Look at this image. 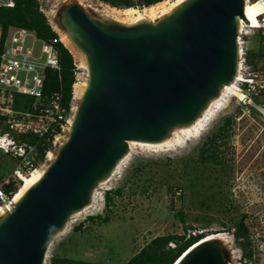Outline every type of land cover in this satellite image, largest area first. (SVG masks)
I'll use <instances>...</instances> for the list:
<instances>
[{
  "label": "water",
  "instance_id": "1",
  "mask_svg": "<svg viewBox=\"0 0 264 264\" xmlns=\"http://www.w3.org/2000/svg\"><path fill=\"white\" fill-rule=\"evenodd\" d=\"M246 0H185L156 21L102 19L78 0L60 24L83 52L88 85L69 136L42 177L0 217V264H43L75 213L129 153L195 122L240 64ZM230 250L200 238L174 264H228Z\"/></svg>",
  "mask_w": 264,
  "mask_h": 264
},
{
  "label": "rangeland",
  "instance_id": "2",
  "mask_svg": "<svg viewBox=\"0 0 264 264\" xmlns=\"http://www.w3.org/2000/svg\"><path fill=\"white\" fill-rule=\"evenodd\" d=\"M5 1L0 0V4ZM38 1L53 28L64 30L59 20L60 10L70 0ZM81 1L95 16L110 19L103 17L105 5L110 4L100 0ZM134 1L137 7L145 6L139 0ZM125 7L121 4L120 8ZM261 22L264 24L263 16ZM251 23L239 34L245 58L241 73L258 84L261 91L254 95V103L264 108V27L252 28ZM40 49L41 43L37 42L35 53L39 54ZM75 55L74 62L80 67L77 80L88 77V71L80 65L83 56ZM240 97L242 92L231 99L200 137L182 148L161 151L135 145L120 171L96 188L94 206L72 217L70 227L67 225L56 236L48 249L47 262H52L53 257H62L98 264H125L158 235L204 231L206 235L219 232L228 235L232 241L229 264H264V115L253 105L239 101ZM75 102L73 98L67 122L38 167L48 166L51 153L56 154L67 140ZM227 119H230L229 129L214 145L218 160H202L203 148L210 146L209 139ZM18 161L0 151V177L12 172ZM117 189L121 193H112L114 203L106 208V192ZM104 217L109 221L105 222ZM240 221H244L248 233L238 240ZM80 223L82 228L75 230ZM169 245L175 246V243ZM250 250L251 257L247 255Z\"/></svg>",
  "mask_w": 264,
  "mask_h": 264
},
{
  "label": "built area",
  "instance_id": "3",
  "mask_svg": "<svg viewBox=\"0 0 264 264\" xmlns=\"http://www.w3.org/2000/svg\"><path fill=\"white\" fill-rule=\"evenodd\" d=\"M0 5L13 7L15 0H6ZM29 38L32 39L31 44ZM238 40L241 41L240 35ZM37 42L41 43L39 54L35 53ZM239 45L240 56H243L242 43ZM47 68L62 69L55 41L43 39L27 27L11 25L5 31L0 22V151L19 160L12 172L0 177V209L12 204L14 194L8 191V187L12 183L18 185L36 169L37 147L19 142L18 137L35 134L48 140L50 135L56 138L69 118L62 105V89L50 95L44 93ZM79 71L80 67L75 63L76 81ZM260 91L258 86L251 85L246 89V95H258ZM17 92L35 98L29 109L17 110L14 107ZM259 110L264 115V108ZM57 125H60V131ZM43 264H52L47 262V254Z\"/></svg>",
  "mask_w": 264,
  "mask_h": 264
},
{
  "label": "trees",
  "instance_id": "4",
  "mask_svg": "<svg viewBox=\"0 0 264 264\" xmlns=\"http://www.w3.org/2000/svg\"><path fill=\"white\" fill-rule=\"evenodd\" d=\"M106 4H110L114 7H121L125 5L126 7L137 6L134 0H100ZM140 4L149 6L158 3L163 0H139ZM0 22L4 26L6 31L11 25L19 27H27L31 30L36 31L38 36L43 39L55 41V45L59 51L61 71H57L53 68H47L45 77L44 93L50 95L54 91L62 89V105L66 109V115L70 114L72 108L73 100V85L75 83V62L74 57L70 49L60 40L58 32L53 28L49 22L46 14L41 10L40 3L38 0H15V5L13 7H8L5 5H0ZM35 98L33 96L19 93L15 94V105L17 110L29 109ZM230 119L225 121V124L219 129L216 134L209 139L210 146L203 148L202 150V160L212 159L218 160L217 151L214 148L215 143L218 141L219 136L229 129ZM58 131L61 130L60 125L56 126ZM54 136L50 135L49 140L47 137L41 138L35 134H21L18 137L19 142H26L31 145H35L38 149V154L36 155L35 167L39 165V162L43 161L45 155L51 150L53 146ZM9 174V173H8ZM7 174V175H8ZM3 176V175H1ZM18 190V185L12 183L8 187V191L13 193ZM120 194L121 189L109 190L105 194V204L106 208H111L114 203L113 194ZM181 220L185 221L184 213L181 212ZM94 217V216H91ZM104 221L107 222L109 219L104 217ZM82 228V223L74 227L75 230H80ZM188 230V227H186ZM236 238L241 239L243 234L248 233V228L244 221H240L237 227ZM206 233L204 231L187 235L168 233L166 235H158L153 238L149 243L144 245L142 249L133 255L125 264H174L175 261L181 256V254L191 246L195 241L204 237ZM170 243H175V246L169 245ZM248 244V243H247ZM245 244V246H247ZM247 255L252 256V250H250ZM52 264H98L96 262H90L86 260H78L73 258H62L53 257Z\"/></svg>",
  "mask_w": 264,
  "mask_h": 264
},
{
  "label": "bare ground",
  "instance_id": "5",
  "mask_svg": "<svg viewBox=\"0 0 264 264\" xmlns=\"http://www.w3.org/2000/svg\"><path fill=\"white\" fill-rule=\"evenodd\" d=\"M79 1L82 2L81 0ZM184 1L185 0H163L158 3L149 5V6H144V7L132 6V7H125V8H118V7H114L110 5H105L107 6V9L104 10L103 17L105 16L107 18L116 20L124 24H135L143 20L156 21L158 18H161L164 15L169 14L172 10H174L177 6H179ZM245 12H246L248 19L247 20L240 19L239 21L240 23L239 34L240 35L243 33L245 26H250L249 23L251 22L254 23V26L251 23L252 28H254L255 25H259L258 24L259 17L264 13V2H262L261 0H257V1L246 0ZM255 19H258L257 23L254 22ZM56 30L59 33L60 40L70 49V51L74 55L76 54L75 56L77 55L83 56V61H81L82 63L80 65L81 67H83L84 69L88 71V64H87L85 55L74 44V42L71 40V38L67 34L66 30H61V29H56ZM239 43H242V42L239 41ZM242 53L244 55V51ZM242 66L243 64L241 63L235 80L232 81L231 83L224 85V88L222 89L220 96L213 99L208 105V107L205 109L203 114L192 124L184 126V127L175 128L170 134V136H168L165 140L160 141V142L150 143V142L135 141V140L129 141V145H130L129 153L119 162V164L117 165V167L115 168L111 176L107 178L106 180L102 181L98 186L100 185L102 186L103 184L110 181L113 178V176L116 175L120 171V169L123 167L125 162L130 157L132 153V149L135 145H138L140 147H146V148H155V149L158 148L161 151L162 150L169 151V150H175L177 148H182L186 146L189 141L196 140L198 137H200L204 133V131L207 129V127L210 125V123L216 118L217 114L228 106L229 102L231 101L233 97H235L236 95L240 93L239 83L243 80V76L241 73L242 72L241 70L243 68ZM87 85H88V77H85V78L81 77V79L77 80L75 84L73 85V98H74V101L76 102L73 105L72 117L70 118L68 122V132H70L74 114L77 110L78 104L81 101V98L84 94V91ZM241 98L242 97H240V99ZM55 156L56 154L52 152L50 155L51 162L54 160ZM47 167H48L47 165L37 167L36 169L33 170V172L29 176H25L23 178V182L21 186L19 187V189L16 191L14 195L12 204L7 205L3 209H0V217L5 215L12 208L13 204L15 202H18L23 197V195L29 190V188L42 177ZM96 200H97V190H95L94 192V196H93V200L91 204L88 205L85 209L72 215V217L77 216L78 214H81L82 212L84 213V211H86L90 207H93L94 204L96 203ZM68 224L69 222L67 223V225ZM65 230L66 228L63 231ZM62 232H60L59 234H61ZM206 236H207V240L209 239L210 240L211 239L220 240L230 251L232 250L231 244H230L232 241L228 237L227 234L223 232L221 233L219 232V233L207 234ZM47 258H48V255H47Z\"/></svg>",
  "mask_w": 264,
  "mask_h": 264
},
{
  "label": "clouds",
  "instance_id": "6",
  "mask_svg": "<svg viewBox=\"0 0 264 264\" xmlns=\"http://www.w3.org/2000/svg\"><path fill=\"white\" fill-rule=\"evenodd\" d=\"M261 16H263V18H264V13L261 15ZM261 16L259 17V21H258V24L259 25H255V27L254 28H256V29H262L263 27H264V24L261 22ZM239 35V34H238ZM239 41V40H238ZM243 46V45H242ZM239 47H240V45H239ZM244 56V55H243ZM243 56H240V64L242 63V64H244V62H245V58L243 57ZM243 59V60H242ZM242 60V61H241ZM240 64H239V66H240ZM236 78V77H235ZM255 80L254 79H250V78H244L243 77V80L240 82L241 83V85H239V91L240 92H242V98L241 99H239V101H241L242 103H249V105H253V106H251V107H254L255 109H257L260 113H261V111L259 110V103H254V101H255V96H257V95H253V94H249L250 95V97H249V102L247 101V98H248V95H246V89L249 87V86H251V85H255V86H257L258 84L257 83H255L254 82ZM76 82V81H75ZM75 84V83H74ZM247 87V88H245V87ZM241 88V89H240ZM3 153V152H2ZM48 153V152H47ZM38 167V166H37ZM36 167V168H37ZM33 172V171H32ZM31 172V173H32ZM30 173V174H31ZM30 174H28L27 176H29ZM22 182H23V179L21 180V182L18 184V189H19V187L21 186V184H22ZM15 193L16 192H14L13 194L15 195ZM105 206H106V204H105ZM193 234H195V233H193ZM206 236V235H205Z\"/></svg>",
  "mask_w": 264,
  "mask_h": 264
},
{
  "label": "crops",
  "instance_id": "7",
  "mask_svg": "<svg viewBox=\"0 0 264 264\" xmlns=\"http://www.w3.org/2000/svg\"><path fill=\"white\" fill-rule=\"evenodd\" d=\"M5 1V0H4Z\"/></svg>",
  "mask_w": 264,
  "mask_h": 264
},
{
  "label": "flooded vegetation",
  "instance_id": "8",
  "mask_svg": "<svg viewBox=\"0 0 264 264\" xmlns=\"http://www.w3.org/2000/svg\"><path fill=\"white\" fill-rule=\"evenodd\" d=\"M213 136V135H212Z\"/></svg>",
  "mask_w": 264,
  "mask_h": 264
}]
</instances>
